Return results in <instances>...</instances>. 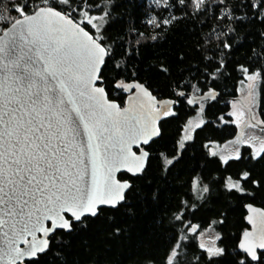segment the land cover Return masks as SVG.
<instances>
[{
  "label": "trees",
  "instance_id": "trees-1",
  "mask_svg": "<svg viewBox=\"0 0 264 264\" xmlns=\"http://www.w3.org/2000/svg\"><path fill=\"white\" fill-rule=\"evenodd\" d=\"M21 2L28 3L29 11L47 6L43 0H0V34L21 18L12 10ZM248 2L203 0L197 6L195 0H72L69 5L49 0L111 48L98 82L111 99L123 107L129 92L117 84L140 81L159 99L176 103L172 115L159 119L161 135L143 146L149 151L143 171L119 175L133 185L128 202L90 218L87 228L57 233L67 243L58 246L53 238L40 264H62L57 252L67 264H168L173 248L178 253L173 264H197V257L205 258L198 238L202 230L214 232V238H221L216 239L218 246L228 249L221 264H233L237 245L250 228L246 205L264 208V158L251 159L252 148L244 145L241 159L223 161L209 148L237 135L232 102L254 73H259L253 83L257 114L264 121V16ZM84 11L96 17L108 12L104 20L93 21L99 33L84 22ZM210 91L218 92L217 97L189 103L191 93ZM199 107L205 121L181 146L184 128ZM244 171L251 174L241 181L246 193L229 191L225 185ZM257 255L264 264V250Z\"/></svg>",
  "mask_w": 264,
  "mask_h": 264
},
{
  "label": "snow or ice",
  "instance_id": "snow-or-ice-1",
  "mask_svg": "<svg viewBox=\"0 0 264 264\" xmlns=\"http://www.w3.org/2000/svg\"><path fill=\"white\" fill-rule=\"evenodd\" d=\"M62 2L70 5L72 0ZM202 2L195 0L197 6ZM43 3L47 6L31 11L27 2L14 6L22 19H15L0 36V264H40L53 238L58 246L67 243L57 233L87 228L90 218L127 203L133 185L115 179L114 172L125 166L133 175L141 173L149 154L141 150L137 156L130 152L131 145H147L161 135L156 121L173 114L167 107L171 101L156 107V98L141 84L121 82L117 87L140 89L147 101L134 95L130 109L108 101L97 84L111 48L49 0ZM247 6L264 16V0H249ZM83 15L99 33L93 21L104 20L108 12ZM261 158L264 144L251 157ZM130 159L134 166H128ZM249 179L250 172L244 171L225 187L246 193L241 181ZM251 235L244 233L233 264H261L257 248L264 250V234L258 244ZM204 251L205 258L197 257V264H221L229 256L222 246ZM56 256L67 264L61 252ZM177 256L173 248L168 264Z\"/></svg>",
  "mask_w": 264,
  "mask_h": 264
},
{
  "label": "rangeland",
  "instance_id": "rangeland-1",
  "mask_svg": "<svg viewBox=\"0 0 264 264\" xmlns=\"http://www.w3.org/2000/svg\"><path fill=\"white\" fill-rule=\"evenodd\" d=\"M254 81L255 80H250L248 77L244 85L240 88V99L232 102L230 114L233 118V122L238 127L237 135L227 141L213 145L214 152L223 161L236 157L237 154L240 155V149L244 145H249L254 155L255 152L260 149L261 145L264 144V132L253 127L249 121V109L253 111L255 119L260 120L257 114L258 92L254 88ZM168 109L171 111V106H168ZM201 110L202 108L199 107L197 113L188 120L181 139V146H183L187 140L191 139L195 129L204 123L205 119ZM193 229L196 230L197 228L194 227ZM214 235L215 233L212 231H200L198 238L201 245H204V248L218 246Z\"/></svg>",
  "mask_w": 264,
  "mask_h": 264
},
{
  "label": "water",
  "instance_id": "water-1",
  "mask_svg": "<svg viewBox=\"0 0 264 264\" xmlns=\"http://www.w3.org/2000/svg\"><path fill=\"white\" fill-rule=\"evenodd\" d=\"M43 7H46V6H43ZM70 18L73 20L74 23H78L71 16H70ZM19 19H22V17L19 18ZM12 24H10L5 30L9 29ZM80 26L83 27L85 29V31L89 32L90 35H93L82 24H80ZM5 30H4V32H5ZM4 32L2 34H0V36L4 35ZM102 66L103 65L100 66V71H101ZM124 84H141V85H143V87L145 89H147V91L150 92L151 95L156 98V101H155V106L156 107H160V103L159 102H161V101H171L172 103L168 104L167 107L168 106H172V105H174L176 103V101L173 100V99H159L144 83H142L140 81H134V82L124 83ZM97 86L102 87L99 84H97ZM124 89H126V88H124ZM126 90L129 93H128L127 97H126L125 105L123 107H121L120 104L116 100L111 99L109 97L108 93L106 92V90H105V95H106L108 101L114 102L115 104L119 105V107L121 109H130V108H132V106H133L132 105V98L134 97V95L135 96H141V97H143V99L145 101H147V97L143 96V92L140 89L131 88V89H126ZM181 93H183V95H181ZM185 94H186L185 91H179V95L180 96H185ZM217 95H218V92H216V91H210V92H207V93H204V94H201V95H194V94L191 93L189 95V100L193 101L191 104L194 105V104L201 103V102H203L205 100L214 99V98L217 97ZM249 121H250V123L252 124L253 127H255L256 129H258L260 131H264V123H262V121H260V120H256L255 119L254 113H253V111L251 109H249ZM156 123H157V126L159 127V119L156 121ZM154 138H156V137H153L149 141V143ZM143 146H146V145H144L143 143H139V145L133 144V145H131L130 152L136 153L137 156L141 155V150L142 151H146L149 154V151ZM209 149H210V153L213 154L214 153L213 147H210ZM148 158H149V155H148ZM148 158H147V160H148ZM147 160L145 162V166H146ZM128 166H134L132 161H131V159L129 160ZM123 172H127V173L133 175L131 172H129L127 170V167L119 166V171H115L114 172L115 179H117V180H119L121 182L128 181V180H122V179L119 178L120 173H123ZM139 174H137V175H139ZM246 210H247L246 218H247L248 223L250 224V228L248 230H246L245 232L251 233L252 235H251V237H249V239L253 240L255 243L258 244L260 242L261 235L264 234V208L260 207V206H257L255 204H252V203H248L246 205ZM244 233H243V235L241 237L240 243L244 242ZM259 250H261V249L257 248V252Z\"/></svg>",
  "mask_w": 264,
  "mask_h": 264
},
{
  "label": "flooded vegetation",
  "instance_id": "flooded-vegetation-1",
  "mask_svg": "<svg viewBox=\"0 0 264 264\" xmlns=\"http://www.w3.org/2000/svg\"><path fill=\"white\" fill-rule=\"evenodd\" d=\"M240 98H239V96L235 99V100H239ZM262 132H264V131H262Z\"/></svg>",
  "mask_w": 264,
  "mask_h": 264
}]
</instances>
